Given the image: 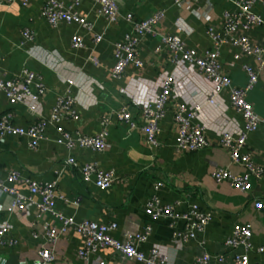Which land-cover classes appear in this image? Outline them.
<instances>
[{"label":"crops","instance_id":"obj_1","mask_svg":"<svg viewBox=\"0 0 264 264\" xmlns=\"http://www.w3.org/2000/svg\"><path fill=\"white\" fill-rule=\"evenodd\" d=\"M61 1L85 16L92 27L87 29L77 22L64 20L50 24L41 14L46 0H27L26 3L0 0V70L6 76H12L22 67H29L41 76L43 83L34 102L35 112H31L26 103L10 102L3 92H0V109L11 111L13 123L25 127L39 117L47 118L44 136L35 149L28 146V138L24 135H6L0 139V176L5 177L14 168L22 175L38 180L56 179V189L64 198L56 199L55 209L76 220L114 221L116 227L110 233L117 238L134 236L149 223L151 231L146 239L135 237L138 248L147 253L157 243L174 264L192 263L203 250L212 254L211 264H236L234 255L243 252L244 246L227 247L224 240L235 223H247L252 229L249 240L253 244V249L248 251L249 264H264V249H257L264 247V203L260 208L255 206L256 197L264 202V128L259 126L250 131L241 149L249 152L252 163L262 168L258 173L249 171L250 189L237 190L228 179L216 181L212 172L217 168H228L241 174L248 169L244 163L233 161L229 149L220 142L224 132L237 134L244 126V119L230 103L226 88L209 102L211 81L187 63L176 64L171 59L169 47L160 38L162 32L177 31L187 46L199 51L211 48L213 41L207 26L212 24L223 34L222 12L234 9V3L231 0H200L180 5L175 0H117L121 16L110 21L101 14L96 0ZM159 8L165 10L164 18L156 24L155 32L143 35L137 45L143 64L127 65L120 78L113 77L115 43L123 40L131 30V22L124 15L131 13L135 19H141ZM260 11L264 15V9L260 7ZM178 17H181L178 23L184 22V30L177 28ZM26 26L33 30L34 36L23 41L22 29ZM244 32L253 41H264L263 23ZM75 33L83 38L81 46L71 44V36ZM95 33L102 34L100 40L93 39ZM238 51L239 47L230 42L223 43L219 50L222 70L229 74L234 85L246 81L244 62L257 64L252 55L241 54L235 58L234 53ZM165 74H171L175 83L164 116L159 121L157 143L149 145L139 127L145 122L140 103L157 91ZM65 92L74 98L76 117L64 116L57 122L49 120L51 107ZM247 99L256 112L264 116V68L254 87L247 92ZM176 101L199 106L192 121L204 126L205 146L187 151L175 149ZM122 104L129 105L137 127L129 128L115 114ZM103 116L110 119L105 149L67 148L60 140L62 136L57 126L72 134L76 130L94 134L100 130ZM68 155L75 157L79 164L96 162L101 168H112L118 176L109 187L101 189L93 178L83 180L77 167L63 164ZM156 184H159L158 188ZM16 185L28 193L25 183ZM153 193L162 203L172 204L178 211L187 210L192 202L198 203L201 210L210 211L211 217L204 230L181 245L176 244L173 232L184 229V220L179 218L172 223L169 217L151 218L145 212V205ZM9 199V196H2L0 202ZM3 219L11 224L8 236L17 240L10 245L5 236V242L0 243V253L7 258L5 264L31 262L38 257L39 248L50 245L43 234V223L50 221L59 228L62 225L59 218L41 213L33 203L27 211H2L0 220ZM83 244V236L75 229L63 232L53 247L54 262L143 264L122 257L110 247L91 252L88 260H84L77 254ZM216 254L221 258H216Z\"/></svg>","mask_w":264,"mask_h":264},{"label":"built area","instance_id":"obj_2","mask_svg":"<svg viewBox=\"0 0 264 264\" xmlns=\"http://www.w3.org/2000/svg\"><path fill=\"white\" fill-rule=\"evenodd\" d=\"M10 2L11 0H4ZM79 0H76L78 2ZM99 4L101 14L106 16L110 21L116 20L121 16L120 6L117 0H96ZM186 1L199 2L200 0H175L176 3L182 5ZM235 8L225 9L222 12V28L223 34L215 30L214 25L207 26V33L210 35L213 45L199 51L194 47L187 46L180 32L174 31L170 33L162 32L160 34L161 41L167 45L171 51V59L176 63H187L202 72L212 83L210 94L207 100L211 102L216 95L223 89L229 92V100L232 106L242 115L244 126L239 129L237 134L224 132L220 138V142L229 149L230 157L235 162H242L247 166L245 173H236L228 168H217L212 174L216 181L228 179L230 184L237 190L247 191L250 189L251 182L249 180V171L256 170L257 173L262 170L258 165L252 163L250 153L242 151V146L246 143L247 135L250 131L259 126L264 128V116H261L254 109L251 101L247 99V92L254 87L258 81L260 70L264 68V41L257 42L250 39L245 34V30L250 29L254 25L264 24V15L260 11V7L264 9V0H231ZM26 3L27 0H22ZM42 16L46 17L48 22L56 25L59 21L77 22L82 26L90 29L92 23L83 15H80L70 6H66L61 0H46L41 9ZM165 16L163 8L156 9L145 18L135 19L131 13H127L124 17L131 22V30L125 34V38L115 43L114 56L115 61L111 68V75L120 78L125 71L127 65L141 66L142 59L139 57L137 45L141 37L145 34L154 33L156 24ZM176 20L178 30H184V22ZM23 41L32 39L34 32L30 27L22 29ZM101 33H95L93 39L100 40ZM230 42L239 47V51L234 53L235 58H239L241 54L252 55L257 64L253 66L249 62L243 63V68L247 73L244 84L234 85L229 74L222 70L219 60V50L223 43ZM72 46H81L83 38L80 34L71 36ZM41 76L29 67H22L12 76H6L0 70V92H3L10 102L26 103L31 112H35L34 102L41 93L43 83L40 81ZM175 79L171 74H165L162 78L157 91L140 103L141 116L145 122L139 127L144 132L145 142L149 145L157 143V134L159 132V121L164 116L167 102L170 99ZM74 98L65 92L61 94L53 106L51 107L48 119L51 121H59L64 116L76 117V111L73 108ZM174 120L176 122L175 149L177 151H187L201 148L207 144V138L204 126L198 122L192 121V117L199 110V106H188L185 102H175ZM120 120L128 124L129 128L138 126L137 121L129 108V105L122 104L115 111ZM40 116V115H39ZM13 113L11 111H2L0 109V139L6 135H24L30 148L35 149L39 140L44 136V127L47 118H38L35 123L25 127L13 123ZM110 119L103 116L101 119V128L94 134H86L80 130H76L74 134L65 130L61 126H57L61 133V141L67 148L75 146L87 147L93 150H103L106 147L107 125ZM65 166L77 167L83 180H91L93 178L97 187L105 189L109 187L118 176L112 168L104 169L97 165L96 162H85L79 164L75 157L68 155L63 159ZM56 179L38 180L27 175H22L18 169H10L5 177L0 176V197L9 196L7 202H0V213L2 211L14 212L18 210H28L30 204H35L41 213H49L51 216L59 218L62 222L61 227H57L53 222L45 221L42 225L43 234L49 241V247H41L38 249V257L31 262L23 261V264H57L54 262L55 243L59 236L68 231L70 228L75 229L83 236L84 244L79 248L77 254L80 258L88 260L91 252H96L102 247H110L114 251L121 254L122 257L130 259L134 262H142L143 264H174L161 251V245L154 243L150 250L145 253L138 248L137 237L139 240H145L151 231V225L145 224L141 231H137L134 236L129 234L124 238L113 236L110 231L116 227L114 221L97 222L92 219L84 218L76 220L72 215H67L55 209L57 198H64L63 194L56 189ZM23 182L27 185L28 193L21 191L16 183ZM156 188L159 184L155 185ZM38 195V198H35ZM263 199L256 197L255 206L260 208L263 206ZM145 212L151 218L160 216L169 217L172 223L177 219L184 220V229L182 231H174L173 239L176 244L181 245L184 240L194 238L197 232L204 230L208 223L211 212L201 210L198 203L192 202L185 211L176 210L172 204L162 203L159 196L153 193L145 205ZM11 224L7 219L0 220V243L5 242L13 245L17 242L16 238L9 237L8 232ZM252 229L247 223H235L232 232L224 240L227 247H234L239 244L244 246V251L236 253L234 259L236 264H249L248 251L253 249V244L249 240ZM201 242V240L199 241ZM258 250H263V246H258ZM221 258L220 254L214 255ZM212 254L207 250L198 255L194 262L189 264H211ZM7 258L0 253V264H5Z\"/></svg>","mask_w":264,"mask_h":264}]
</instances>
